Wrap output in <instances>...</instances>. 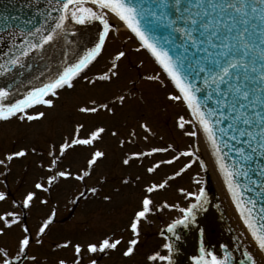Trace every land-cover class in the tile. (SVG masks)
I'll return each mask as SVG.
<instances>
[{
    "label": "rangeland",
    "instance_id": "374dc122",
    "mask_svg": "<svg viewBox=\"0 0 264 264\" xmlns=\"http://www.w3.org/2000/svg\"><path fill=\"white\" fill-rule=\"evenodd\" d=\"M117 51L126 53L117 61V75L110 76V81L88 84L84 77L92 79L108 71ZM94 61L82 77L74 80L72 88L59 90V95L51 98L53 106H39L26 112L40 111L44 113L42 117L29 121L24 115H18L0 121V191L6 194L0 200V213L19 215V220L0 233V248L6 249L9 255L15 254L18 238L25 234L26 228L31 243L26 246L19 264H57L60 259L65 264H89L90 260L95 264H161L159 257L166 254L165 238L157 231L179 219L180 209L194 200L187 192L196 193L202 186L205 176L202 156L196 136L188 134L196 130L180 101L168 99V93L173 91L133 39L122 28H111ZM119 96L124 97L123 101L116 99ZM92 101L105 104L113 111L108 112L106 108H98L94 114L79 111L81 106H94ZM178 115L184 116V120L178 121ZM141 122L148 126L147 131L139 127ZM78 123L83 125L80 137L94 127L105 130L92 144L73 145L60 154L59 143L70 139ZM168 144L173 148L148 154L149 148L166 149ZM20 148H25L24 156L6 159L7 153ZM92 149L104 155L89 167L87 159ZM188 149H191L190 156H180L168 163L177 151L183 153ZM50 151L53 156L48 155ZM132 151L145 155L130 158L128 165L123 164V158ZM184 163H189V167L179 172ZM49 164L51 169L47 167ZM152 165L156 167L149 173L147 169ZM61 170L76 175L57 177L49 185L47 176ZM173 172L179 174L173 176ZM37 180L50 190L35 189ZM153 183L164 187L145 194V185ZM88 188L96 191L88 192ZM29 190L36 195L25 208L22 198ZM145 195L150 198L151 210L139 218L137 234L133 236L128 225ZM49 214L53 220L37 236L39 224ZM105 235L120 241L117 248L89 253L87 243H97ZM133 238L137 240L134 252L125 257L122 250ZM64 241L69 244L64 246ZM76 243L81 245L78 259L73 248ZM154 254L153 260L147 259Z\"/></svg>",
    "mask_w": 264,
    "mask_h": 264
},
{
    "label": "snow or ice",
    "instance_id": "6c2138e0",
    "mask_svg": "<svg viewBox=\"0 0 264 264\" xmlns=\"http://www.w3.org/2000/svg\"><path fill=\"white\" fill-rule=\"evenodd\" d=\"M87 2L94 7L86 6V0H59L60 15L57 17L55 24L51 26V30L46 31L42 27L32 28L20 41L21 47L19 48H16L15 39L10 37L15 54L7 62L16 65L20 63L19 57L27 56L33 51L39 52L42 46L52 41L55 36L64 33L67 27L65 24L67 18L77 24L99 21L102 25V30L99 31L94 46L75 58L74 62H69L62 70H58L40 87H32L27 90L22 98L16 99L15 102L0 103V120H6L16 113L23 114L29 121L42 117L43 112L36 111L29 114L25 112V109L36 104L51 107L54 105V101L45 97L49 95L58 96V89L65 86L68 88L73 87V78L81 75L82 70L96 59L97 54L101 52L106 35L114 27L109 21V16H111L135 35L140 45L151 54L163 73L174 85L177 92H169L168 99L182 102L199 124L197 131L190 132L189 135L195 137L202 131L209 144L212 145L215 155L217 137L214 135L213 124L218 125L221 120L226 119L229 121L227 129L221 128L219 131L225 135L230 131L232 140L246 146L235 148V152L238 154L235 165H226L217 156L215 166L218 167L221 176L224 178V184L233 197L236 210L240 213V219L243 221L247 233L251 236V243L256 249V252L245 251L243 253L246 264H264V224L256 225L250 209L248 214L245 215V208L238 199L239 187L233 182L234 174L236 176L246 175V171L241 172L243 167L241 161H251L254 155L258 156L261 152H264V91L255 83L259 81L260 85L264 86V0H259V4H249L245 0H227V2L220 0L219 3L214 2V0H158L156 8L159 15L157 16L156 12H153L152 16L153 19L158 20L169 29V37L164 40V44L168 45L169 40H171V48L179 50L181 55L175 58L169 54L165 47H161L142 30L139 18L144 9L139 8L138 5L131 4L129 0H87ZM257 28H259L258 34L255 31ZM221 30L224 32L223 35H220ZM197 33L198 36L195 35ZM177 34L182 41L180 44H177L176 40L173 39ZM253 37L259 39L260 45L254 42ZM189 46L192 52L199 51L203 55L192 58ZM125 55V52L117 51L112 58L113 62L108 71L98 73L92 79L85 76L87 83L91 85L95 81H110V76L115 77L117 75L115 71L118 68L117 61ZM257 57L261 62L259 65L256 63ZM184 68L189 69V71H183ZM197 69L198 71H196ZM201 74L203 76L201 84L216 97L213 103L219 109L218 112H214L212 109L205 112L201 109V101L196 95L197 92L201 91L200 88L196 87V80L200 79ZM154 78L158 79V77ZM257 93H261V95L257 96ZM8 96L9 91L0 87V98ZM116 99L123 101L124 97L119 96ZM203 100H212V96H204ZM91 103L94 106H81L79 111L88 114L96 113L98 108H106L108 112L113 111L111 107H107L105 104H97L95 101ZM257 108L260 110L257 111ZM214 115L218 116L215 121L210 119ZM177 119L183 121L184 116L178 115ZM178 126L183 127V124H178ZM139 127L145 131L148 130V126L143 122L139 124ZM82 128V124H76L70 139L59 143L60 154H63L67 148L73 145L88 146L92 144L94 139L105 130L102 127H94L84 137H80L79 132ZM257 136H259V139H257ZM172 148V144H168L166 149L153 147L148 149V154L167 151ZM257 149H260V151H257ZM25 151V148H20L17 151L7 153L6 159L11 160L14 157H22L25 155ZM48 155L53 156V152L50 151ZM103 155L104 153L100 150L92 151L87 159V165L91 167ZM144 155V152L132 151L123 158V164L128 165L130 158H139ZM190 155L191 149L183 153L177 151L175 155L170 157L168 163L175 161L180 156ZM52 163H55V157H53ZM47 167L51 169L52 165L49 164ZM155 167L156 165H152L147 171L151 173ZM188 167L189 163H184L179 172H183ZM201 168H204L203 164H201ZM179 172H173L172 175L176 176ZM75 175L70 171L61 170L55 172V175H48L46 179L48 184L51 185L57 177L70 178ZM34 187L38 190H50L39 180L35 182ZM162 187H164L163 184L153 183L150 186L145 185V190L152 193L155 189ZM87 191L94 193L96 189L88 188ZM179 191H184V189H179ZM5 195V192L0 191V200H3ZM35 195L36 193L31 190L23 195L22 204L25 208L30 206ZM187 195L193 197L197 203L188 204L187 207L181 208L180 211L184 215L179 220H173L167 225L169 231L177 224L189 223L188 217L193 216L199 202L205 199L202 186L199 187L198 192L189 191ZM105 199H108V197H105ZM40 202L44 203L45 201L41 200ZM140 205L139 210L134 212L128 225L133 236L137 234L139 218L145 217L151 210L149 196H143ZM169 207L171 206L169 205ZM17 220H19V215L16 212L0 213V222L3 223V227H0V233H3L6 228ZM52 220L53 215H47L39 224L36 235L40 236L44 233ZM24 233L18 238V251L15 254L9 255L6 249L0 248V264H18L21 261L26 246L31 243L30 234H28L26 228ZM39 242L37 240V243ZM119 243L118 239H112L105 235L97 243H87L86 247L89 253L105 252L108 249L115 250ZM136 243V239H130L127 247L122 250V254L125 257L132 254L134 252L133 245ZM68 244V241H64V246ZM163 247L170 250L168 243H164ZM73 248L78 259L81 245L76 243ZM200 252L201 255L191 258L194 264H227L225 258L218 259L212 251H207L203 247ZM155 255H150L147 259L153 260ZM225 257H227V253ZM159 258L161 260L168 259L167 256H160ZM57 264H65V261L60 259ZM89 264H95V261L90 260Z\"/></svg>",
    "mask_w": 264,
    "mask_h": 264
},
{
    "label": "water",
    "instance_id": "95a60500",
    "mask_svg": "<svg viewBox=\"0 0 264 264\" xmlns=\"http://www.w3.org/2000/svg\"><path fill=\"white\" fill-rule=\"evenodd\" d=\"M129 2L144 9L143 14L139 18L142 30L161 47H165L173 58L181 55L178 49L171 48V40H169L168 45L164 44V40L169 37V29L158 20L153 19V12H156L157 16L159 15L156 8L158 0H129ZM214 2L219 3L220 0H214ZM223 2H227V0H223ZM245 2L259 4V0H245ZM87 3L86 0V6L94 7L90 3V5ZM59 15V0H0V87L9 91V96L0 98V103H12L16 99L22 98V95L27 90H30L32 87H40L42 83H46L58 70H62L69 62H74L75 58H78L88 48L94 46L98 33L102 30V25H100L99 21L77 24L70 18H67L65 20V24L67 25L65 32L59 36H55L52 41L42 46L39 52L33 51L27 56L19 57L20 63L16 65H11L7 62L15 54L10 37L15 39L16 48H19L21 47L20 41L27 35L28 31L34 27H42L46 31L51 30V26L55 24ZM119 24L135 39L139 47L144 50L148 58L151 59L162 75L166 77L151 54L140 45L135 35L124 27L121 22ZM255 31L258 34L259 28L255 29ZM223 34V30H221L220 35ZM195 35L198 36V33ZM173 39L176 40L177 44L182 42L178 34ZM253 39L257 45H260L259 39L256 37H253ZM189 52L192 58L203 55L199 51L192 52L190 46ZM256 63L258 65L261 63L259 57L256 58ZM182 70L189 71L187 68ZM257 70L259 71L260 69L258 68ZM83 72L84 69L82 70ZM202 78L201 74L200 79L196 80V87L201 89V91L196 93L197 98L201 101V109L205 112L209 109L218 112L219 109L213 103L216 97L201 84ZM166 79L169 85L177 92L171 81L167 77ZM255 83L264 91V86L260 85L259 81ZM260 95L261 93H257V96ZM204 96H212V100L205 101L203 100ZM183 106L185 105L183 104ZM256 110L259 111L260 109L257 108ZM186 111L190 115L196 129H198V122L195 121L192 113L187 108ZM217 118L218 116L214 115L210 119L215 121ZM228 124L229 121L226 119L221 120L218 125L213 124L214 135L217 137L215 155L212 145L209 144L203 132L201 131L198 134L205 146L210 162L213 164L215 173H217L219 181L222 184L230 210L233 212L242 231L251 240V236L247 233V229L240 219V213L236 210L233 197L224 184V178L221 176L218 167L215 166L217 156L226 165H235L238 160L235 148L246 147L238 141L232 140L230 138V131L227 135L219 131L221 128L227 129ZM257 139H259V136H257ZM257 151H260V149H257ZM240 163L243 165L241 172L246 171V175H233V182L239 187L238 199L245 208V215L248 214V210L250 209L251 216L255 218V223L259 226L264 224V218H262L264 217V152H261L258 156L254 155L251 161H241ZM206 177L204 178L205 199L199 202L193 216L188 217L189 223L177 224L168 232L169 235L172 233V237L170 239V257L166 264H194L191 258L201 255L200 249L202 247L207 251H212L213 255H216L218 259L225 258L227 264H246L243 255L245 251L234 235L229 232V228L226 226L227 223L223 221L224 217L214 190L212 193L213 185L209 176L207 175ZM194 200L190 204L194 203ZM165 226L161 227L157 233L163 235ZM226 253L227 257H225Z\"/></svg>",
    "mask_w": 264,
    "mask_h": 264
},
{
    "label": "bare ground",
    "instance_id": "6f19581e",
    "mask_svg": "<svg viewBox=\"0 0 264 264\" xmlns=\"http://www.w3.org/2000/svg\"><path fill=\"white\" fill-rule=\"evenodd\" d=\"M109 21L114 27L120 28V24L114 18L109 16ZM118 25V26H117ZM196 145L199 148V153L202 156V164L204 165V173L208 175L213 185L214 193L216 194L217 202L219 203L220 210L223 214L224 221L227 223L229 231L232 232L236 240L239 242L244 251L256 252L255 247L251 243V240L242 231L238 221H236L233 212H231L228 202L226 200L225 193L223 192L222 184L219 181L217 173H215L213 164L210 162V158L205 150L200 135L196 136ZM259 259V257H257Z\"/></svg>",
    "mask_w": 264,
    "mask_h": 264
},
{
    "label": "flooded vegetation",
    "instance_id": "af4514ba",
    "mask_svg": "<svg viewBox=\"0 0 264 264\" xmlns=\"http://www.w3.org/2000/svg\"><path fill=\"white\" fill-rule=\"evenodd\" d=\"M102 49V48H101ZM96 139V138H95ZM95 141V140H94ZM92 151H95V150H93L92 149ZM172 234V233H171ZM169 235L168 233H165V235H166V239H167V241H169V245H170V239H171V237H172V235ZM170 251H171V245H170ZM170 251L168 250L167 251V257H168V259L167 260H162V262H161V264H166L168 261H169V257H170Z\"/></svg>",
    "mask_w": 264,
    "mask_h": 264
}]
</instances>
